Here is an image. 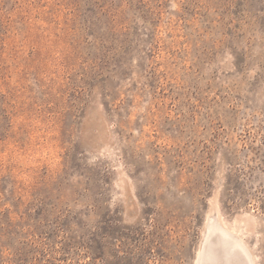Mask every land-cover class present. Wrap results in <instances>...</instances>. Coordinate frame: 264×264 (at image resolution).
Returning <instances> with one entry per match:
<instances>
[{"label":"rangeland","instance_id":"374dc122","mask_svg":"<svg viewBox=\"0 0 264 264\" xmlns=\"http://www.w3.org/2000/svg\"><path fill=\"white\" fill-rule=\"evenodd\" d=\"M210 221L264 264V0H0V264H198Z\"/></svg>","mask_w":264,"mask_h":264},{"label":"bare ground","instance_id":"6f19581e","mask_svg":"<svg viewBox=\"0 0 264 264\" xmlns=\"http://www.w3.org/2000/svg\"><path fill=\"white\" fill-rule=\"evenodd\" d=\"M232 235L217 222H211L207 232V239L209 240L199 253L198 264H226L233 262V260L242 264H252L246 246L244 247L242 241L240 239L238 241Z\"/></svg>","mask_w":264,"mask_h":264}]
</instances>
